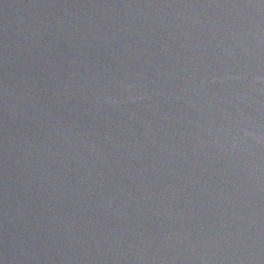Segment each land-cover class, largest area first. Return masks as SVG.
<instances>
[{"label": "water", "instance_id": "water-1", "mask_svg": "<svg viewBox=\"0 0 264 264\" xmlns=\"http://www.w3.org/2000/svg\"><path fill=\"white\" fill-rule=\"evenodd\" d=\"M262 247L264 0H0V264Z\"/></svg>", "mask_w": 264, "mask_h": 264}]
</instances>
